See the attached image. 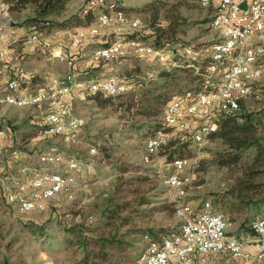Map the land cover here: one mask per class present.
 Returning <instances> with one entry per match:
<instances>
[{"label": "rangeland", "instance_id": "1", "mask_svg": "<svg viewBox=\"0 0 264 264\" xmlns=\"http://www.w3.org/2000/svg\"><path fill=\"white\" fill-rule=\"evenodd\" d=\"M88 1L72 0L61 16H52L47 19L66 22L64 27L53 28L47 32L39 30L35 32L49 36L62 32L63 35L59 38L66 46L65 55L73 59L83 55L80 60L87 62L86 69L81 71L83 77L89 76V79L96 80L112 74L125 82L128 91L119 98L107 99L103 98L102 94H92L85 89L79 90L71 100L75 106L73 109L75 116L81 118L85 124L79 136L69 145L62 144L58 138L43 139L40 136L42 121L45 120L48 112L45 103L37 107L22 109L7 107L0 103V129L8 133V144H6V149L0 153V177L11 173L22 174L24 169L45 167V165H39V156L54 155V148L63 153V159L71 158V160L77 159L83 162L86 165L83 169L87 170L85 172L86 183L82 184L83 191L76 192L73 199L60 196L50 204L45 212L0 218V264H70L75 258L80 257L83 252L75 246H69L67 241L76 238L77 235H73L74 230L95 224L102 216V212L109 204V198L115 194L117 185L122 179L126 181L131 176L137 175L132 168L155 170L160 175L157 190L152 193L153 207L155 206L157 211L153 210L148 216L138 220L135 228L174 231L180 225V220L175 216V209L178 205L189 203L193 208H198L204 202L211 201L214 207L212 197H216L227 188L226 178H229L227 173L211 166L215 152L222 147L219 141H208L200 147H193L192 155L185 156L188 160L191 159L194 169L189 171L190 173L193 171V180L192 184L186 187L183 197L177 194L172 186L164 184L166 178L175 172L174 168L172 170L166 167V164H171L167 163L166 156L160 153L153 156L152 160H149V156L148 160H145L147 156H143L146 140L157 132L161 133L159 130L164 120V107L161 108L160 115L155 118H145L141 115L140 112L146 109L142 106L146 102L147 90L154 95L168 94L171 98L166 106H169L174 98L186 99L199 91L207 93L211 89L206 91V87L212 83H207L202 77L196 79L198 72H207L204 64L209 61V58L199 59L195 63L190 58L176 53V47H189L190 44H208V46H202L201 50H208L211 47L217 40V34L209 25L214 12L213 8L201 6L199 0H155L154 2L153 0H136L140 5H137L135 9L126 5L132 0H111L116 5L124 6L126 11L118 9L117 6L109 9L107 5H96L90 12L95 20L105 11L112 13L121 10L125 16L134 13L135 19H129V23L137 21L138 29L132 32L127 29L126 22L113 24L117 26L100 27L101 36L98 37L97 43L82 44L84 46H81L79 50L76 49L80 52L78 54L77 51L69 48L72 36L78 30H84L98 22L94 21V18L87 20L86 17L83 18L85 15L81 16V11ZM149 2L158 4L160 9H145L144 6ZM155 14H158L156 20L153 18ZM167 15L173 18L179 16V20L184 22L186 33L174 37L172 42L159 46L154 38L155 33L151 23L155 22L165 27L168 22ZM9 16L10 18H5V14L0 12V27L4 30L9 26L8 36H13L12 42L19 45L14 52V55L18 56L8 58L6 46L10 39L4 43L6 61L13 66H19L29 75V79L25 83L22 82L21 86L27 87L28 83H32L29 91L35 93L42 89L52 76L68 73L66 61L60 59L54 61L49 57L48 51L40 50L29 43L28 38L33 31L25 27V22L34 16L32 9L19 14L9 12ZM123 32L128 33L122 34ZM133 33L138 34L141 41L151 43L154 48L163 50L165 56L169 57V62L174 66L160 65L157 63V57H149L148 61L145 58L130 57V55H123V59L113 62V67H109L108 64L96 65L91 62L90 57L95 48L109 46L117 40L126 42L129 40L127 36ZM28 47L34 49L29 51ZM24 48H27V51H24ZM72 50L76 53H71ZM9 56H13L12 52ZM139 56L147 55L139 54ZM30 57H37V59L28 60ZM186 63H190L191 67H186ZM163 68H169L175 78L172 84L166 81L168 87L165 90L161 89V84L165 82V79L158 76L159 70ZM79 77L82 76L79 75ZM217 80L218 77L212 82ZM136 81L138 85L135 84ZM1 93L0 89V99ZM242 108L245 114H251L256 122L261 124L264 134V77L253 85L251 95L242 101ZM154 126H158V129H153ZM47 128L48 126L44 125V130ZM91 146L97 149L98 154L94 157L89 155ZM248 156L245 154L244 160H249ZM128 167L130 169L122 174L121 170ZM47 169L60 170L64 173V169L55 167H47ZM124 192L122 190L120 195L123 196ZM1 193L0 191V201H2ZM159 208L164 209L159 210ZM214 209L222 212L226 217L229 216L226 206L222 204L215 205ZM2 211V203H0V212ZM248 216L247 222H243L242 219L236 222L229 219L231 225L228 233L252 240L254 235L250 228L251 223L256 218L264 217V207L259 210L258 214L250 211ZM89 218H93L94 223L90 224ZM137 238L141 240V237ZM136 246L137 249L133 256L138 259L143 245L137 244ZM216 264L234 263L227 258H219Z\"/></svg>", "mask_w": 264, "mask_h": 264}, {"label": "built area", "instance_id": "2", "mask_svg": "<svg viewBox=\"0 0 264 264\" xmlns=\"http://www.w3.org/2000/svg\"><path fill=\"white\" fill-rule=\"evenodd\" d=\"M207 1L209 8H213L210 28L217 34L216 39H223V47L208 50H197L194 46H178L176 53L197 62L202 58H214V65L207 72L198 75L209 84L211 95H200V91L189 98H174L171 106L164 108L163 125L170 128L168 132L161 131V137L145 146L143 156H157L166 150L173 138H181L182 142H192L194 147H200L208 142V136L218 129L220 116L235 115L241 109L242 101L251 95L253 85L257 82L259 72L252 65V56L264 55V0H199ZM96 5H107L109 9L116 4L111 0H89L81 11L82 15L89 14ZM0 12L5 18H10L7 4L0 0ZM121 22L127 23V29L136 32V26L129 23L127 16H120ZM113 25V21L96 22L94 25L78 30L71 38V47L79 49L82 44H96L100 36L99 28ZM0 27V89L2 91L0 103L7 107L30 108L37 107V101H27L25 105L10 103V96L32 93L27 87H13V80L29 76L19 66H13L6 61L4 43L13 40L8 36L7 29ZM14 28V27H13ZM3 31V33H1ZM7 31V33H5ZM33 31V38L29 43L40 50L50 51L52 57L66 61L68 73L55 75L38 91H46L45 107L56 110V117L42 121L40 136L43 139L58 138L64 145L72 144L79 136L84 121L79 117H70V109H75L71 100L80 89L88 90L92 94H102L103 98L116 99L125 95L127 85H121V78L96 79L79 82L75 70L77 62L69 58L61 49L54 48L49 35H39ZM128 31V30H127ZM128 32H123L126 34ZM18 35V34H17ZM248 41H261V49L247 50ZM123 55L138 56L149 61V57H157V63L165 67L174 66L169 57L158 53L157 50H147V56H139V44H116L114 47L100 46L92 51L90 60L96 65L108 64L123 59ZM218 80L212 82L213 79ZM196 100L194 111H187V102ZM214 120V129H205V121ZM44 125H52V132H44ZM8 133L0 135V153L6 149ZM97 149H89V155L94 157ZM39 165L64 169L63 177L43 178L42 174H32L29 171V182L18 183V174L10 175L9 181H0L2 192V212L0 218L6 219L15 215L42 213L47 211L50 204L62 196V186H69V180H76V188H69V196L73 199L77 192L80 178H84L86 169H75V162L63 159V153L54 148V155L39 156ZM167 168H177V176L164 184H173V190L181 197L185 195L186 187L192 184L194 169L190 160L183 164L167 165ZM24 171V170H23ZM189 172V173H188ZM28 193H35L33 205L25 212H18V202ZM175 216L180 220L179 227L171 231L160 240L152 241L148 238V246L140 251L136 264H216L219 258L229 259L234 264H264V217L256 218L251 223L252 240H246L237 235H230L229 220L222 212H206L205 202L198 208L189 203L176 207ZM89 223H94L89 218Z\"/></svg>", "mask_w": 264, "mask_h": 264}, {"label": "trees", "instance_id": "3", "mask_svg": "<svg viewBox=\"0 0 264 264\" xmlns=\"http://www.w3.org/2000/svg\"><path fill=\"white\" fill-rule=\"evenodd\" d=\"M3 1L7 4L11 14H19L27 9H32L34 16L26 20L25 27L47 32L53 28H62L67 24L66 22L47 19L52 16H61L72 0ZM153 2L147 3L144 6L145 9H160L158 4H153ZM116 6L118 9L126 11L124 6ZM157 15H153L155 20ZM84 17L88 20L94 18V15L89 13ZM176 17L167 15L168 22L165 27L159 26L155 22L154 24L151 23L155 33L154 38L159 46L163 43L172 42L174 37L186 33L184 22L179 20V16ZM127 37L129 39L141 38L135 33L129 34ZM190 45L197 50L203 49L202 46H208V44ZM185 65L191 67L190 63ZM184 72L187 73L188 70H184ZM158 76L165 79V82L161 84L162 90L168 87L167 82L171 84L175 82L173 73L169 68L159 70ZM199 77L196 75L197 80L200 79ZM135 84L138 85V81ZM208 90L209 88L206 89V91ZM170 98L168 94L154 95L150 90H147L146 102L142 106L146 109L140 112L141 115L145 118L159 116L161 108H165ZM191 101L193 100H189V102ZM244 111L241 104L240 111L235 115L220 116L218 129H215L214 133L208 136L209 141H219L222 146L220 150L215 152L211 166H215L221 171L224 170L229 177L226 178V190L212 198H214L216 206L220 204L226 206L229 215L227 219L235 222L238 219L247 222L250 211L258 214L259 210L264 207V134L261 124L256 122L255 117L251 114H245ZM214 128L215 121L212 129ZM153 129L157 130L158 126H154ZM169 130L170 128L162 123L159 132H168ZM193 147L192 142H182L181 138L176 137L171 140L169 147L161 153L166 156L167 163H171L167 165H172L176 160L192 155ZM245 154L249 155V160H244ZM129 169V167L123 168L121 173L123 174ZM132 169L137 175L131 176L126 181L122 179L117 185L115 194L109 198L108 206L95 224L84 229L74 230L73 235H77L76 238L68 240L67 243L69 246L80 249L83 254L75 258L70 264H136L137 259L133 255L137 249V244L146 247L148 242L145 238L156 241L171 232V230L158 231L135 228L138 220L148 216L153 210L157 211V208L153 207L152 193L157 190L160 175L155 170ZM171 169L173 170V168ZM122 190L125 191L123 196L120 195ZM163 209L159 208V210ZM123 230L125 232H122ZM137 237H141V240Z\"/></svg>", "mask_w": 264, "mask_h": 264}, {"label": "bare ground", "instance_id": "4", "mask_svg": "<svg viewBox=\"0 0 264 264\" xmlns=\"http://www.w3.org/2000/svg\"><path fill=\"white\" fill-rule=\"evenodd\" d=\"M200 5L203 7L208 8L209 3L207 1H200ZM120 16H125L124 12L121 10L114 11L112 13L110 12H103L97 17V21H106L108 19H111L113 21V24H117L121 22ZM133 26H136V29H138V22L134 21L132 22ZM40 35V34H39ZM33 38V34L30 35L28 38V41ZM139 44V54L147 55V50H157L158 53H161L162 55H165L163 50H158L152 46L151 43L141 41L139 38H131L129 40L122 41L117 40L113 42L111 45L106 47H114L116 44ZM216 47H223V39H217L216 40ZM213 48V44L209 49ZM254 49H261V41H248L247 42V50H254ZM214 65V58H209V61H206L204 64V68L206 70H210V67ZM252 65H257V69H264V55L261 56L259 61V56H252ZM68 67V64H67ZM116 76L110 75L104 79H111ZM264 77V70L262 72L258 73L257 81H260ZM27 78H20V79H14L13 80V87H23L21 86V83H25ZM121 85H126L125 82L121 80ZM200 95H211V89L207 93H200ZM42 98H46V91H38L35 93H29V94H19L17 96H10V103H17L18 105H25L27 101H37V105L45 103V100H41ZM172 103L169 105L171 106ZM194 107H196V100H193L189 103H187V111H194ZM56 117V110H48L45 120H52ZM70 117H76L74 110L70 109ZM214 124V120H206L205 121V129H212ZM48 128L44 130V132H52V125H47ZM6 134V131L4 129H0V135ZM156 137H161V133H156L146 140V146H148L149 143H152L156 140ZM145 160H148V156L145 157ZM72 162H75V169H83L84 166H86L83 162L72 159ZM186 161H188L187 158H181L176 160L172 165L175 164H183ZM32 170V174H42L43 178H51V177H63L64 173H62L60 170H53V169H47L45 167L43 168H29L28 170L22 171V174H18V183H27L29 182V171ZM10 175L14 174H6L4 176L0 177V181H9ZM177 176V168H175V172L168 176L165 181H172ZM169 186L173 187V184H167ZM69 188H76V180H69V186H62V196H69ZM35 200V193H28V195L25 198H21L18 202V212H25L26 208L28 206L33 205V202ZM206 212H212L213 205L211 201H206Z\"/></svg>", "mask_w": 264, "mask_h": 264}, {"label": "crops", "instance_id": "5", "mask_svg": "<svg viewBox=\"0 0 264 264\" xmlns=\"http://www.w3.org/2000/svg\"><path fill=\"white\" fill-rule=\"evenodd\" d=\"M70 3H72V2H70ZM70 3L67 5V7L70 5ZM142 3V2H141ZM126 5L127 6H129V7H134V9H135V7H137V5H140V3L138 2V1H136V0H132L131 2H128V3H126ZM134 12V11H133ZM131 14V16H129ZM130 14H128L127 16H128V18L129 19H131V20H133V19H135V17L133 16L134 15V13H130ZM94 21H96L95 20V18H94ZM92 26V25H91ZM60 35H63V33L62 32H56V33H54V34H52V36H50L49 38H50V40H51V43H52V45H53V47L54 48H57V49H61L62 50V52L63 53H67V50L65 49V44H63V42H62V40L59 38V36ZM100 36H101V32H100ZM58 37V38H57ZM84 44H88V43H84ZM70 46H69V48H70V50L71 49H73V50H75V51H77L76 49H74V48H72L71 47V42H70V44H69ZM17 46H19V45H17V43H15V42H12L11 40H10V42H9V44H7V46H6V48H7V57L8 58H13L14 56H18V55H14V52H15V50L17 49ZM82 46H84V45H82ZM29 48V51L30 50H33L34 48H32V47H28ZM72 50V51H73ZM79 50V49H78ZM24 51H27V48H24ZM71 51V53H76L75 51H73L72 52ZM11 52H12V57H10L9 55L11 54ZM78 52V54L80 53L79 51H77ZM49 53V57L52 59V60H56L55 58H53L52 57V54H51V52L49 51L48 52ZM65 53V54H66ZM83 57V55H81V56H79V57H74V59H76L77 58V60H75L76 62H77V67H78V71H77V69L75 70V75H77L76 76V79L78 80V81H80L81 83H83V82H87V81H90L91 79H89V76H85V77H83V75H82V73H81V71L82 70H84V69H86V67H87V62L85 61V60H80V58H82ZM37 59V57H34V58H32V57H30V58H28V60H36ZM19 62L21 63V61L19 60ZM25 63V62H24ZM94 72V71H93ZM92 72V73H93ZM81 73V74H80ZM87 74V73H86ZM79 75L80 76H82V77H79ZM88 75H89V73H88ZM110 75H112V74H110ZM110 75H108V76H110ZM93 77V76H92ZM105 78V77H104ZM83 89V88H82ZM81 90V89H80ZM78 92V91H77ZM76 92V93H77ZM75 93V94H76ZM87 170H85V172H86ZM85 172H84V178H80L79 180H78V184H77V192H82L83 191V188H84V186H82V184H85L86 183V180H85ZM2 200V199H1ZM0 203H2V201H0ZM212 212H219V211H216L215 209H214V207H213V210H211ZM79 217V216H78Z\"/></svg>", "mask_w": 264, "mask_h": 264}]
</instances>
